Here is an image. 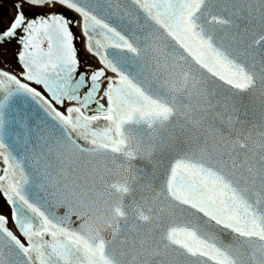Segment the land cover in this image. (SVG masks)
Instances as JSON below:
<instances>
[{
	"label": "water",
	"instance_id": "1",
	"mask_svg": "<svg viewBox=\"0 0 264 264\" xmlns=\"http://www.w3.org/2000/svg\"><path fill=\"white\" fill-rule=\"evenodd\" d=\"M74 4L135 99L95 153L6 136L34 184L87 210L100 264H264V0Z\"/></svg>",
	"mask_w": 264,
	"mask_h": 264
},
{
	"label": "snow or ice",
	"instance_id": "2",
	"mask_svg": "<svg viewBox=\"0 0 264 264\" xmlns=\"http://www.w3.org/2000/svg\"><path fill=\"white\" fill-rule=\"evenodd\" d=\"M13 9L0 20V264H100L87 210L34 184L25 153L17 155L5 137L23 147L78 133L80 152L114 146L134 85L102 53L96 25L74 0H15ZM49 183L59 180L54 175Z\"/></svg>",
	"mask_w": 264,
	"mask_h": 264
},
{
	"label": "rangeland",
	"instance_id": "3",
	"mask_svg": "<svg viewBox=\"0 0 264 264\" xmlns=\"http://www.w3.org/2000/svg\"><path fill=\"white\" fill-rule=\"evenodd\" d=\"M8 4L7 6L4 7V19L7 20L12 16L14 9H13V3L15 2V0H4ZM3 21V19H1ZM11 49H9V51L7 53H4V56L9 60V62H11Z\"/></svg>",
	"mask_w": 264,
	"mask_h": 264
}]
</instances>
